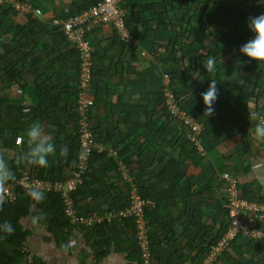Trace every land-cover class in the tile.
I'll return each instance as SVG.
<instances>
[{"label": "trees", "instance_id": "1", "mask_svg": "<svg viewBox=\"0 0 264 264\" xmlns=\"http://www.w3.org/2000/svg\"><path fill=\"white\" fill-rule=\"evenodd\" d=\"M99 1L81 0L72 6L69 14L84 12ZM2 4L0 34L14 26L13 20L18 14L9 3L8 7ZM120 7L125 12L127 8H131V12L129 14L126 12L124 16V23L132 37L130 41H125L118 33L115 34L121 47H126L135 40L143 41L150 31L173 35L164 41H156L150 49L152 68L147 71V77L148 81L158 88L152 96L149 115L147 116L146 109L141 111V114L146 115L145 123L139 125L134 132L136 137L144 138L145 148L141 147L139 153H134L126 144L115 141L116 129L112 124L108 122L100 124L98 121L93 125L90 123L92 108L94 105L98 108L102 102L99 99L100 89H96L93 81L94 60L92 45L88 38L89 32H85L90 46L94 91L93 105L88 112L89 129L93 142L101 145L102 149L92 147L89 150L81 182L70 192V197L79 216L87 218L96 214L102 220L88 227L76 226L66 217L63 200L58 193L42 191L45 199L36 203L28 195L30 190L17 187L15 199L12 201L8 199L0 210V225L8 221L14 228L11 235L0 231V264H21L25 261L26 252L23 248L29 234L20 221L28 216L34 207L35 215L42 214L44 217L39 220L40 224L57 243L65 242L67 235L74 229L79 231L85 240L93 239L92 248L103 246L102 255L110 246L116 247L111 235L113 231L117 232V236H120L123 230L132 231L134 238V243L132 241L130 244L133 246L132 259L135 264H142L141 251L136 242L134 217L119 215L130 206V191L133 187L137 188V195L141 200L149 201L144 205L143 211L148 226L150 264H164L154 255L161 241L153 240L152 228L156 220L153 221L152 216L162 194L160 188L163 190L166 186V191L171 196L174 195L176 180L183 176L179 166L187 165L196 159L195 156L204 157L206 153L213 159L218 155L216 161L219 162L228 159L225 153L221 152H224L222 150L225 149V141L231 142V136L223 132V127L236 131L233 130L234 146L228 156L236 154L243 158L246 154L247 158H250L254 157V150H261L264 153V142L254 139L257 122L248 118L250 112L264 114V63L249 60L239 51L240 46L253 36L248 28V18L264 13V0H122ZM27 20L32 32H27L25 26H21L12 40L0 47L4 51V56L0 59V71L3 72L4 79L10 82L13 89L22 90L25 83L17 67L19 65L25 68V63H28L34 79V88L40 99V104L36 107L13 104L0 107V139L5 149L10 151V154L6 155V160L15 173V180L9 184H15L25 169L31 176L40 180L64 181L78 171L79 157L83 152L76 106L80 53L75 44L66 40L62 28L54 33L56 28L51 26L50 22L43 23L36 18L31 19L30 16H27ZM21 37H24L23 41ZM60 45L66 47L65 52ZM54 52L58 53L56 59L50 57ZM9 55L14 59L8 60ZM210 56L216 60L215 78L218 80L219 96L214 105V114L207 117L204 116L205 105L201 93L208 89L212 78L203 67ZM228 58L236 64L232 69L224 63V59ZM249 76L253 77L252 80ZM62 78L66 85L63 87L60 86ZM71 79H75L73 89L69 88L67 83ZM166 91L171 92L179 110L201 126L197 140L202 146L203 155L187 137L190 128H186L178 117L168 111ZM64 93L74 100H62ZM25 108L29 109L27 114ZM133 111L137 112V109L134 108ZM155 115L157 121H160L159 125L153 120ZM33 122H40L57 146L56 155L48 157L49 166L46 168L16 162L17 156L28 150L26 130ZM125 125L128 128L133 127L132 123L125 122ZM233 125L235 128H232ZM5 131L10 134L9 138L3 137ZM20 137H23V142L17 143L16 139ZM211 140L215 142L211 143V147H207L206 144ZM61 145L68 147L66 158L59 154ZM108 148L112 149L114 154H110ZM215 150L220 152L216 155ZM144 152H149L152 160L158 162L161 167L155 177L160 185H156L155 188L147 185L144 180L147 164ZM217 168L219 176L227 172L223 165ZM123 171H126L128 180L123 176ZM219 178L225 185L223 179ZM238 189L241 197L264 202V198L248 196L242 191L239 183ZM224 201L225 204L220 211L223 222L216 226L214 232H211V228L209 231L206 224L203 226L204 231L197 238V234H194L197 239L194 246L200 249L194 255L191 252L178 253L177 264L201 263L211 246L221 238L228 228L225 194ZM98 202L97 209L95 205ZM196 210L200 208H195L194 211ZM108 213L116 215L107 220ZM211 264H264V241L236 234Z\"/></svg>", "mask_w": 264, "mask_h": 264}, {"label": "crops", "instance_id": "2", "mask_svg": "<svg viewBox=\"0 0 264 264\" xmlns=\"http://www.w3.org/2000/svg\"><path fill=\"white\" fill-rule=\"evenodd\" d=\"M3 1L2 5L8 7L6 0ZM80 1L28 0L35 9L40 11V15L33 16L15 9L18 14L13 20L14 26L4 34H0V47L12 40L21 26H25L27 32H32L27 16H30L31 19L36 18L43 23L50 22V25L56 28L54 33L59 28L61 30L60 24L54 23L52 20L65 17V14L71 12L72 6ZM126 12L129 14L131 8H127ZM87 32H89L88 38L93 50V81L96 89H100V91L98 90L99 99L102 102L98 108L95 105L92 108L90 123L93 125L98 121L100 124L106 122L112 124L116 129L115 141L119 144H126L132 149V152L139 153L141 147L145 148L144 138L136 137L134 132L139 125L142 126L145 123L146 115L141 114V111L146 109L147 116L149 115L152 96L158 88L148 81L147 77V71L152 68L150 49L156 41H164L173 35L161 31H150L143 41L135 40L126 47H121L116 40V30L108 24L96 25ZM21 39L23 41L24 37ZM46 39L48 41V38ZM60 48L64 52L66 51L64 45H60ZM3 56L4 51L0 48V59ZM50 57L56 59L58 53L54 52ZM7 59L11 61L14 57L9 55ZM25 65V68L19 65L17 67L22 75V81L25 83L22 90L13 89L10 82L4 79L3 72L0 71L2 74L0 76V107H7L10 104L36 107L40 104V99L34 88L31 69L28 67V63ZM74 80L71 79L67 82L71 89L74 87ZM60 86H66L63 78ZM62 100L72 101L74 98L64 93ZM134 108L137 109V112L133 111ZM64 120L66 121V117ZM153 120L159 125L160 121H157L156 115ZM125 122L132 123L133 127L128 128ZM232 128H235L234 125ZM222 130L227 136H231V142L225 141V149L222 150L224 152H221L225 153L228 159H223L220 161L221 163L219 160L216 161L217 154L220 152L217 150H215L217 157L214 159L207 153L204 157L195 156V160L187 165L179 166L183 176L176 180L173 196L166 191V186L163 187V190L159 187L162 194L158 204L155 205L156 211L152 216L153 221L156 220L152 233L154 242L161 241V245L154 251V255L159 257L164 264H177L179 254L189 252L193 255L196 254L200 248L194 246L197 242L194 234H197V238L204 231L203 226L205 227L206 224L209 231L211 228V232H214L216 226L223 222L220 211L225 204L224 184L219 178L218 166L223 165L227 172L235 175L242 191L248 196L264 198V153L261 150H254V157L250 158H247L246 154L243 155V158L236 154L228 156L234 146V141H232L234 129L223 127ZM234 132L236 131L234 130ZM3 137L9 138L10 134L5 131ZM214 142L211 140L206 146L211 147V143ZM0 149L6 155L10 154V151L3 146L2 139H0ZM108 152L114 151L108 148ZM144 153L147 163L145 164L144 180L147 185L155 188L156 185H160L155 177L161 167L158 162L152 160V155L149 152ZM199 205L201 207H198ZM95 207L99 208V202ZM195 208H200V210L194 211ZM34 216H36L35 207L28 216L20 221L29 234L23 248L26 252L25 261L21 264H135L132 259L133 246L130 245L132 241L134 243V238L133 232L130 230L121 231L120 236H117V232L113 231L111 235L116 247L110 246L107 252L102 255L103 246L92 248L93 239L85 240L84 236L74 229L67 235L65 242L57 243L40 222H33ZM70 241L74 243L65 251L62 246L68 245ZM184 264H189V262Z\"/></svg>", "mask_w": 264, "mask_h": 264}, {"label": "built area", "instance_id": "3", "mask_svg": "<svg viewBox=\"0 0 264 264\" xmlns=\"http://www.w3.org/2000/svg\"><path fill=\"white\" fill-rule=\"evenodd\" d=\"M122 0H100L97 4L90 7L88 10L69 14L63 18L53 19L52 22L60 24L62 33L66 40L71 44H75L81 58L80 69L78 74V93L76 97V106L78 114V126L80 133V142L82 154L78 163V171L74 172L68 179L64 181H44L31 176L28 170L22 172L21 176L15 184H8V199H15V189L31 190L37 188L45 192L58 193L64 204V212L71 224L76 226L88 227L94 222L102 220L96 214L87 218L79 216L74 209L73 201L70 197V192L81 182V174L86 164V157L92 147L101 150L102 146L93 142L89 129V109L93 105V88H92V62L90 55V46L85 32L96 25L108 24L112 26L116 32L125 41L132 39L131 35L125 28L124 16L125 10L120 7ZM14 9L31 14L33 16L40 15V11L35 9L29 2L20 3L14 0H6ZM4 3L0 0V4ZM166 106L168 111L178 117L186 128H190L187 132V137L194 143L201 155L204 154L202 146L197 140L200 134L201 126L194 119L179 110L174 102L173 95L170 91L165 92ZM18 139V138H17ZM16 139V142H17ZM114 154V152H110ZM123 176L127 178L126 171H123ZM223 179L225 200L227 203V221L228 228L223 233L221 238L211 246L209 253L199 264H211L216 255L225 247L226 243L231 240L236 234H242L248 238L264 241V202L251 201L239 195L238 180L229 173L221 174ZM131 203L128 208L120 212L119 215L134 217L136 225V242L141 251L142 264H150V249L148 239V226L144 218L143 207L149 201L141 200L137 195V188L133 187L130 191ZM115 213L106 215L109 220Z\"/></svg>", "mask_w": 264, "mask_h": 264}, {"label": "clouds", "instance_id": "4", "mask_svg": "<svg viewBox=\"0 0 264 264\" xmlns=\"http://www.w3.org/2000/svg\"><path fill=\"white\" fill-rule=\"evenodd\" d=\"M248 28L250 32L253 33V36L240 46L239 51L242 55L248 57L249 60L264 63V13L249 17ZM203 67L208 73L212 75L208 89L201 93L202 100L205 105L204 116L209 117L215 112L214 105L219 96V89L217 87L218 80L215 78V57H208V59L204 62ZM24 111L27 114L29 109L25 108ZM248 118L257 122L254 128V139L258 142H264V114L250 112ZM26 137L29 147L26 152H23L17 156V164L25 163L27 165H35L41 168L48 167V157L56 155L57 146L54 143L52 137L45 132L44 126L40 122H33L26 130ZM21 142H23V137L17 139V143ZM68 151L69 150L66 145H61L59 148V154L61 157L66 158ZM233 176L236 177L235 175ZM14 180L15 173L8 165L6 153L0 149V210L3 209L4 203H6L8 200V190L6 186L9 184V182ZM28 195L36 203H40L45 199L44 193L37 188L31 189L28 192ZM42 218H44L42 214L34 216L33 222L38 223ZM0 231L11 235L14 232V228L10 222L5 221L2 225H0ZM73 243L74 242L70 241L68 245H63L62 247H64L65 251H67V249L71 247Z\"/></svg>", "mask_w": 264, "mask_h": 264}, {"label": "rangeland", "instance_id": "5", "mask_svg": "<svg viewBox=\"0 0 264 264\" xmlns=\"http://www.w3.org/2000/svg\"><path fill=\"white\" fill-rule=\"evenodd\" d=\"M224 63L229 69H232L236 65L235 62L231 58L225 59ZM249 69H251V67ZM252 78H253L252 76H249V79L252 80ZM251 83H253V82H251ZM250 88H251V85H249L248 89H250ZM246 89H247V87H246Z\"/></svg>", "mask_w": 264, "mask_h": 264}]
</instances>
